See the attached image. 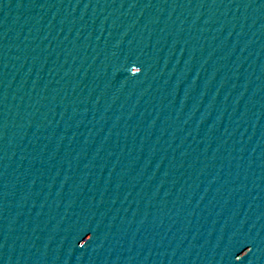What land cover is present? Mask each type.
I'll return each mask as SVG.
<instances>
[{
  "label": "water",
  "instance_id": "obj_1",
  "mask_svg": "<svg viewBox=\"0 0 264 264\" xmlns=\"http://www.w3.org/2000/svg\"><path fill=\"white\" fill-rule=\"evenodd\" d=\"M0 264H264V0H0Z\"/></svg>",
  "mask_w": 264,
  "mask_h": 264
}]
</instances>
